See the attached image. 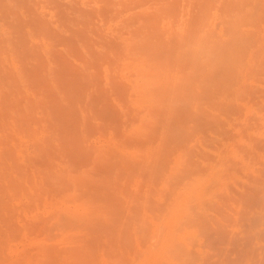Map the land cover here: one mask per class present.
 <instances>
[{
  "label": "rangeland",
  "instance_id": "obj_1",
  "mask_svg": "<svg viewBox=\"0 0 264 264\" xmlns=\"http://www.w3.org/2000/svg\"><path fill=\"white\" fill-rule=\"evenodd\" d=\"M0 264H264V0H0Z\"/></svg>",
  "mask_w": 264,
  "mask_h": 264
},
{
  "label": "bare ground",
  "instance_id": "obj_2",
  "mask_svg": "<svg viewBox=\"0 0 264 264\" xmlns=\"http://www.w3.org/2000/svg\"><path fill=\"white\" fill-rule=\"evenodd\" d=\"M144 27H146V28H148V30L149 29H152V31L153 30H155V23L154 22H148ZM151 31V30H150ZM152 35V34H151ZM152 37H153V41H151L152 42V44H151V42H150V44L151 45H149V44H147L146 46H150V49H149V47H148V54H152L155 50H154V43L156 42V38H154V35H152ZM129 52H130V54H132L133 55V57H132V62H131V67L133 68V69H135V45L134 46H131L130 47V50H129ZM132 165V164H131Z\"/></svg>",
  "mask_w": 264,
  "mask_h": 264
}]
</instances>
